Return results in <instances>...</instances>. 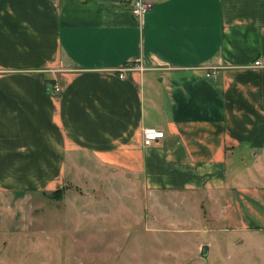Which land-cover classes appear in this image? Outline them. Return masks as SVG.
<instances>
[{"label":"crops","instance_id":"crops-1","mask_svg":"<svg viewBox=\"0 0 264 264\" xmlns=\"http://www.w3.org/2000/svg\"><path fill=\"white\" fill-rule=\"evenodd\" d=\"M147 126L164 136L145 144ZM79 172L164 220L182 203L261 258L264 0H153L143 17L132 0H0V264H27L3 236L36 240L31 200Z\"/></svg>","mask_w":264,"mask_h":264},{"label":"rangeland","instance_id":"rangeland-1","mask_svg":"<svg viewBox=\"0 0 264 264\" xmlns=\"http://www.w3.org/2000/svg\"><path fill=\"white\" fill-rule=\"evenodd\" d=\"M75 175V183L55 189L64 188L61 193L47 190L31 200L29 227L40 230L39 235L33 242L26 233L3 236L9 241L5 253L18 259L14 256L18 251L28 250L27 264H264V255L259 258L256 249L218 229L212 218L200 224L183 222L181 216L189 213L182 210V203L169 201L166 209L173 206L176 216L164 220L163 203H154L158 207L154 208L135 197V188L119 178L105 184L93 173L88 178L82 172ZM152 214H157V221ZM202 226L210 229L202 231ZM205 243L210 245L208 262L199 256Z\"/></svg>","mask_w":264,"mask_h":264},{"label":"built area","instance_id":"built-area-1","mask_svg":"<svg viewBox=\"0 0 264 264\" xmlns=\"http://www.w3.org/2000/svg\"><path fill=\"white\" fill-rule=\"evenodd\" d=\"M153 7V0H132V11L135 15L143 17ZM256 64H260V60L255 61ZM127 69L131 67H137L135 65H126ZM125 68V69H126ZM122 74V73H121ZM61 86L59 83H53V91H59ZM165 131L161 128L154 126H147L144 128L143 140L145 144H151L155 140L163 137Z\"/></svg>","mask_w":264,"mask_h":264},{"label":"water","instance_id":"water-1","mask_svg":"<svg viewBox=\"0 0 264 264\" xmlns=\"http://www.w3.org/2000/svg\"><path fill=\"white\" fill-rule=\"evenodd\" d=\"M210 245L205 243L202 245L199 256L204 258L207 262L209 261Z\"/></svg>","mask_w":264,"mask_h":264},{"label":"trees","instance_id":"trees-1","mask_svg":"<svg viewBox=\"0 0 264 264\" xmlns=\"http://www.w3.org/2000/svg\"><path fill=\"white\" fill-rule=\"evenodd\" d=\"M64 188L62 189H59V190H55L54 193L57 194V193H61V191L63 190ZM52 197H54L55 195H51Z\"/></svg>","mask_w":264,"mask_h":264}]
</instances>
